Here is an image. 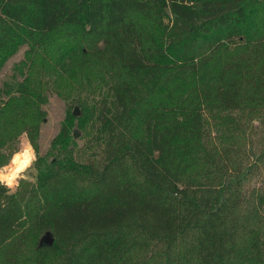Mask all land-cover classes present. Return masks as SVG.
I'll list each match as a JSON object with an SVG mask.
<instances>
[{
	"label": "trees",
	"instance_id": "trees-1",
	"mask_svg": "<svg viewBox=\"0 0 264 264\" xmlns=\"http://www.w3.org/2000/svg\"><path fill=\"white\" fill-rule=\"evenodd\" d=\"M20 49L0 168L21 136L37 160L0 264H264V0H0V71Z\"/></svg>",
	"mask_w": 264,
	"mask_h": 264
},
{
	"label": "rangeland",
	"instance_id": "rangeland-1",
	"mask_svg": "<svg viewBox=\"0 0 264 264\" xmlns=\"http://www.w3.org/2000/svg\"><path fill=\"white\" fill-rule=\"evenodd\" d=\"M22 51L23 49H20L3 66L2 70L0 71V86H1V83L8 78L12 65L20 60L22 56ZM43 109L45 110L46 116L44 118L43 123L40 125L39 135L37 139V147H38V155L46 159L45 157L46 150L49 146L51 139L57 133L59 124L64 117L66 106L61 98L57 97L56 95H51L46 100ZM74 111L75 109L72 108L71 112H74ZM18 140L19 142H18L17 152L21 151L24 147H27L29 145L24 136H21ZM79 143L80 142H78V144ZM12 157L10 158V161ZM10 161L8 162V164L10 163ZM13 167H15V165H13ZM26 174L29 176V179L20 180V181H27V182L33 181L35 172L32 167L27 170ZM14 189H8V190L9 192H13Z\"/></svg>",
	"mask_w": 264,
	"mask_h": 264
},
{
	"label": "clouds",
	"instance_id": "clouds-1",
	"mask_svg": "<svg viewBox=\"0 0 264 264\" xmlns=\"http://www.w3.org/2000/svg\"><path fill=\"white\" fill-rule=\"evenodd\" d=\"M36 160L37 154L31 145L14 153L10 163L0 168V185L8 189L18 188L20 180L29 179L27 170L35 164Z\"/></svg>",
	"mask_w": 264,
	"mask_h": 264
},
{
	"label": "water",
	"instance_id": "water-1",
	"mask_svg": "<svg viewBox=\"0 0 264 264\" xmlns=\"http://www.w3.org/2000/svg\"><path fill=\"white\" fill-rule=\"evenodd\" d=\"M77 114H78L77 112H75V111L73 112V115H74V116H76ZM41 241H42L45 245L50 246V245L52 244V237L50 236V234L46 233V234L42 237Z\"/></svg>",
	"mask_w": 264,
	"mask_h": 264
}]
</instances>
